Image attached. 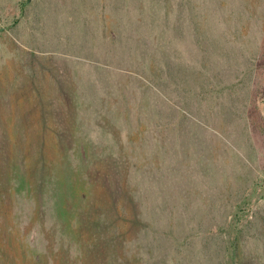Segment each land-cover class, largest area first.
Masks as SVG:
<instances>
[{
  "label": "rangeland",
  "instance_id": "rangeland-1",
  "mask_svg": "<svg viewBox=\"0 0 264 264\" xmlns=\"http://www.w3.org/2000/svg\"><path fill=\"white\" fill-rule=\"evenodd\" d=\"M0 264H264V0H0Z\"/></svg>",
  "mask_w": 264,
  "mask_h": 264
},
{
  "label": "trees",
  "instance_id": "trees-1",
  "mask_svg": "<svg viewBox=\"0 0 264 264\" xmlns=\"http://www.w3.org/2000/svg\"><path fill=\"white\" fill-rule=\"evenodd\" d=\"M171 2V1H170ZM171 7L173 8V6L171 5ZM168 9H169V7H168ZM171 10V9H170ZM170 10H167V13L170 15ZM177 10H179V12H181L182 11V6L179 4L178 5V8H177ZM172 12V11H171Z\"/></svg>",
  "mask_w": 264,
  "mask_h": 264
}]
</instances>
